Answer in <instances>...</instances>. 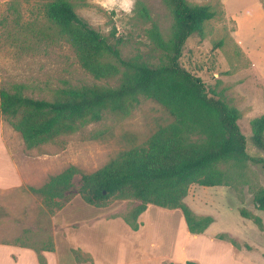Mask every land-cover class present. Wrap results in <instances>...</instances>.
Here are the masks:
<instances>
[{
  "label": "rangeland",
  "instance_id": "1",
  "mask_svg": "<svg viewBox=\"0 0 264 264\" xmlns=\"http://www.w3.org/2000/svg\"><path fill=\"white\" fill-rule=\"evenodd\" d=\"M48 1L0 0V90L13 91L14 86L21 85L23 95L51 100L54 91L61 88L118 85L117 77L95 79L80 66L67 42L45 36L48 22L44 5ZM137 1L148 9L150 21L137 16ZM186 1L209 4L218 14L205 22L201 34L195 33L186 40L179 63L203 81L210 95L222 98L240 112L237 124L246 138V152L264 158V149L256 147L251 140L250 125L253 118L264 113V0ZM70 2L78 16L119 49L122 58L137 56L153 65L162 60L148 36L152 22L165 38L169 35L172 19L162 0ZM13 121L15 118L0 114V166L8 167L5 187L0 188V243L13 244L18 239L19 243L40 248L49 236L53 238L56 230L59 258L61 264H67L72 258L71 243L79 237L71 238L52 219L56 224H68L107 210L90 207L82 201L78 195L82 174L97 170L123 151L144 145L157 127L170 123L172 117L160 104L141 96L128 117L117 118L105 111L100 121L84 123L73 133L43 144L40 150L25 147L19 133L12 128ZM70 166L77 169L68 190L73 198L50 216L41 199L28 188L45 184L51 176ZM222 169L227 171L228 185L193 184L183 199L188 207L195 208V215H210L215 219L209 233L203 235L197 253L209 263L210 256L216 257L218 264H236L227 251L212 252L214 240L205 239L212 234L247 250L237 264H264V230L260 231L239 214L243 208L259 216L264 225V211L256 209L253 202L254 194L264 189V171L251 162H229ZM139 202L130 198L113 202L110 207H115L114 216L122 218ZM179 215L177 210L156 206L148 207L140 215L137 236L147 241L146 249L150 239L155 254L160 255L171 247ZM85 228L81 225L68 231L74 233ZM99 229L101 234L106 231ZM111 247L112 252L116 251L114 243ZM5 256L0 255V259ZM116 256L107 253L105 262L116 260ZM0 264L32 263L25 257L24 261L9 259L1 260Z\"/></svg>",
  "mask_w": 264,
  "mask_h": 264
},
{
  "label": "trees",
  "instance_id": "2",
  "mask_svg": "<svg viewBox=\"0 0 264 264\" xmlns=\"http://www.w3.org/2000/svg\"><path fill=\"white\" fill-rule=\"evenodd\" d=\"M162 2L172 21L166 38L154 22L148 30L150 41L162 55L156 65L137 56L122 58L116 46L77 15L70 0L46 2L45 36L67 42L80 66L95 79L117 77L119 83L114 87L82 84L61 88L54 91L51 100L27 97L22 86L17 85L13 91L0 90V114L15 118L12 128L27 149L40 150L43 144L73 133L84 123L100 121L105 111L117 118L128 117L141 96L157 102L172 121L158 126L144 145L123 151L97 170L82 174L78 195L94 208L138 199L139 204L121 218L132 231L138 230L140 215L149 206H156L179 211L185 230L201 235L214 219L210 215H195L183 202L188 188L193 184L228 185L227 171L222 167L229 162H251L264 171V158L246 152V138L237 124L240 112L222 98L210 95L203 81L179 63L186 40L195 33L201 34L205 22L218 12L209 4ZM135 11L139 18L150 21L148 9L141 1L136 2ZM250 125L253 144L264 149V113L253 118ZM76 172L70 166L45 184L28 190L54 216L73 198L68 190ZM253 202L256 209L264 211V189L254 194ZM239 214L264 230L259 216L243 208ZM216 238L223 240L221 236ZM229 242L235 247L233 241ZM13 244L32 249L39 264H46L42 251L54 249L52 236L40 248L19 243L18 239ZM162 264L197 263L187 260Z\"/></svg>",
  "mask_w": 264,
  "mask_h": 264
},
{
  "label": "crops",
  "instance_id": "3",
  "mask_svg": "<svg viewBox=\"0 0 264 264\" xmlns=\"http://www.w3.org/2000/svg\"><path fill=\"white\" fill-rule=\"evenodd\" d=\"M3 163L5 164V162ZM6 168L7 169L3 168L2 165L0 166V188H4L5 181H7L6 175L8 173V167L6 166ZM189 207L194 213L196 212L194 207ZM114 209L115 207H108L106 211L100 212L97 215L68 224H56L55 219L52 217L54 225L61 227L60 229H62L64 233L67 231L66 233L71 235V238L73 236L79 237L78 240L73 239V243H71L73 245L69 249H71L72 258H69L67 264H162L164 262L184 263L187 260L194 261L197 264H218L216 257L210 258L209 256V259H211V262L209 263L197 253V247L200 244L201 239H204V236L209 233L211 225L214 223L215 219L203 234L193 236L185 230L182 217L179 215V217H177L178 220L180 219L179 226L175 234L176 238L174 243L171 247L161 251L160 255H158L153 251V240H148V247L146 249L145 245L147 244V241H145L144 237L141 238L137 236L140 235L138 234L140 223L137 231L130 230L120 217L114 216ZM81 225H85L86 228L79 232L69 233V228L80 227ZM99 228H104L106 231L101 234ZM54 232L53 251H42L46 264H61ZM209 238L214 240L212 241L214 248L212 252H216L217 250L227 251L230 259L236 264L238 263L237 260L241 258L243 253H247V250L244 249V247H234L229 241L212 237V234H208V237L205 239L209 240ZM113 243L117 248L116 251L112 252L111 246H113ZM107 253H115V255H117L116 260H108L105 262V255ZM0 255H6L5 257H2L0 261H7L9 259L12 261L22 259L24 261V258L27 257L32 264H39L36 254L32 249L14 245L12 243H0Z\"/></svg>",
  "mask_w": 264,
  "mask_h": 264
}]
</instances>
